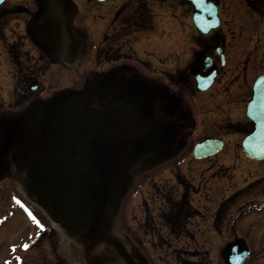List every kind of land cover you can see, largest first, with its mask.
Wrapping results in <instances>:
<instances>
[{"label": "flooded vegetation", "instance_id": "flooded-vegetation-1", "mask_svg": "<svg viewBox=\"0 0 264 264\" xmlns=\"http://www.w3.org/2000/svg\"><path fill=\"white\" fill-rule=\"evenodd\" d=\"M53 1L7 0L0 7V57L5 60V65H0L1 207L7 209L12 201H19L34 215L55 264L62 262L57 252L60 239L83 246L82 251L89 256L85 264H163L175 256L173 246H193L198 255L200 245L211 246L219 237L229 236L225 242L236 240L233 227L239 220L241 237L249 246L245 264L264 261V159L242 154L241 160L235 158L240 162L237 165L230 157L253 130L246 107L255 79L264 76V0H204L219 19V25L207 33L193 25L196 11L190 0H82L83 10L75 0H58L67 21L69 42L63 44L65 39L61 38L47 46L35 38L29 25ZM165 5L179 8L178 13L155 10V6ZM186 16L194 29L189 35L193 44L189 59H180L186 58V50L182 47L185 41L181 43L179 38L169 41V48L181 46L173 63L165 49L164 62L153 59L150 49L154 36L158 38L161 31L152 35L154 22L179 24ZM21 25L29 43L22 51L21 34L16 40L12 38ZM236 55L239 61L230 65ZM245 57L247 64L242 65L240 59ZM249 63L260 65L262 70L253 79L248 75ZM95 65L111 67L97 71ZM151 65H175L160 71L161 77L170 81L168 85L149 83L145 75L153 74ZM126 76L132 81L126 83ZM210 77L211 84L199 90L195 80ZM188 91L192 101L196 98L197 117L204 108V117L207 112L225 122L219 127L223 131L219 136L201 138L223 142L219 153L203 160L210 163L228 151L218 160L219 167L228 171L227 176L231 166L241 167V189L229 192L220 202L215 190H202L198 169L194 174L190 170L188 179L179 173L186 149L176 139L180 132L190 136L196 131L187 128L185 110L179 108ZM201 101L207 102L203 103L206 106ZM235 114L239 117L229 120ZM132 127L143 130L130 135ZM229 134L237 140L224 137ZM126 135L130 136L122 138ZM72 146L85 153L88 164L81 173L69 177L72 192L68 196L59 193L50 159ZM121 146H127L137 162H146L148 174L142 180L141 174L138 176L141 183L154 182L173 171L178 191L169 194L163 183L156 186L153 198L162 205L155 206L154 199L150 204L142 199L138 207L142 217L131 226L121 222L131 233L105 239L99 230L124 170L119 158ZM176 149H181L182 155ZM214 165L217 163L210 164L209 169ZM234 177L230 173L229 178ZM136 194L134 198L140 195ZM239 196L242 202L232 210ZM237 209L243 215L235 221ZM76 234L82 238H74ZM98 241L99 253L85 249ZM39 255L42 264L50 263L47 254Z\"/></svg>", "mask_w": 264, "mask_h": 264}, {"label": "rangeland", "instance_id": "rangeland-1", "mask_svg": "<svg viewBox=\"0 0 264 264\" xmlns=\"http://www.w3.org/2000/svg\"><path fill=\"white\" fill-rule=\"evenodd\" d=\"M75 2L77 3V6L82 8L83 10L84 8L83 1L75 0ZM185 9L188 10V8L186 7ZM155 10L156 11L162 10L161 11L162 13L169 14L174 12L178 13L179 8L173 5H168L167 8L165 5V7L155 6ZM183 14H186V12H183ZM186 17L187 18L185 20H181L179 24L171 22V25L170 24L162 25L164 21L154 22V31H152V35L157 34L158 31L160 30L161 31L160 33L157 34L158 38L154 36V42L150 49V52H152L153 59L156 60L158 59L164 62L165 58L163 55V49L167 51L169 50L170 55L172 57L171 59L172 63L174 62L175 59H177L176 54L181 46L177 48L178 46L176 47V44H174L169 48V41L171 43L173 38L175 39L179 38L180 39L179 41L181 43L185 41L184 42L185 44L182 47L183 49L186 50V58L184 56L180 59L182 62L184 59L187 60L189 59V56L191 55V46L193 45L189 35H191V33H194V29L190 21V17L188 16ZM162 33L164 35L163 38L160 37ZM20 34H21V51H22L24 50L23 47L29 46V43L26 41L24 36L25 29L23 25H21L20 30H17L16 34L15 32L13 33L12 38L14 40L18 39V36ZM8 39L11 40V38ZM236 50L239 49L236 48ZM238 57H239L238 55L234 56V58L231 59L230 65H235L239 61ZM240 60L242 65L247 64L246 57L241 58ZM0 65H5V60L2 59L1 57H0ZM110 67L111 65H95V69L97 71L105 68L108 69ZM151 67L154 69L153 74L145 75V77H148L147 79L149 80V83L155 87H157V85H159L160 87L162 85L163 86L168 85L170 81L168 82L167 78H164L163 76L162 79L160 71H164L165 69L171 70V68L172 67L174 68L175 65H151ZM248 67H249L248 75H252L251 79H253L257 74L262 72V70H260V65L258 64L252 65L251 63H249ZM126 79H127L126 83L132 81L131 80L132 78H130L129 76H126ZM1 86L2 83L0 81V90H1ZM202 96H200V98ZM193 101H196V98H193ZM193 101L191 100L190 97V91H188L184 93V96L181 99V103L179 102L180 103L179 108L185 110V119H186L187 128L190 127L191 130H196L195 133L190 136L185 132H180L178 138L176 139L177 143H179L178 145L181 144V146L183 145L184 149H186L183 155L181 149L179 150L176 149L178 150L177 152H180L181 155L184 157V164L181 170L179 169V173H182L188 179V173H190V170L191 173L194 174V169L195 168L198 169L202 175V179L200 180V182L203 184L202 190L203 189L208 190L209 188L211 190H215L218 196V201L220 202L223 198L228 196L229 192H234L241 189L242 186V177L240 171L241 167L234 165L231 166V168H229L231 172L229 171L228 176L226 175L228 171H225L224 169L219 167L218 160H220L221 158H225L226 153L228 151L226 153L222 152L221 154H218L217 156L214 157L215 161H211L210 163H208V160L196 161L192 158L191 150L194 144L200 141L201 138L208 135L219 136L223 132L222 129L220 128L225 125V122L222 119H220L219 116L211 115L210 113L206 112V114H204L206 117H204L203 116V112L205 111L204 108L202 109V113H201L202 116L200 118L197 117L198 115L197 112L194 110ZM203 103H207V102H202L201 104ZM199 105H200L199 103H196V108H198ZM180 109L179 111H181ZM235 117H239V115L237 114L231 115L229 116V120L233 121ZM189 121L191 123V126H189ZM218 123L220 124L222 123V124L220 125ZM224 137L232 138L230 139V141L232 142L237 140L235 135L229 134V135H224ZM234 151L235 150H232V152ZM236 151L239 152V149H237ZM230 157L232 158L233 161H235L236 156L231 155ZM119 158L124 162L123 163L124 171L119 181H117L114 194L108 203L104 224L101 229L104 230L107 234H109V236L116 238H122V234L129 235L131 233L130 229H126V226H121V222H125L127 226H131L136 218H139V216L142 217L143 214L142 211H140V209L138 210L139 204H141L142 199L146 200L149 204L152 199L154 198L156 199L155 194L157 191H153L156 190V186L161 187L163 183L164 185H166L165 186L166 189L170 191L169 194H171V192L173 191L175 193H177L178 191L177 181H175L172 176V173H174L173 171H168L161 178L156 179L154 182L152 180H150L149 182H145L147 183V185H145V183L143 184L139 181L138 176L141 174L140 180H142L148 174L146 172L147 170L145 165L146 162L145 161L137 162L136 158H133V155L131 151L127 148V146L120 147ZM241 159L242 158H239V160ZM213 162L214 163L216 162L217 165L211 166V169H209L210 164H212ZM229 165H231V162L229 163ZM206 168L208 171L206 170ZM230 173L231 174L233 173L235 177L229 178ZM188 183L191 182L188 181ZM225 190H228L227 193H224ZM137 192L140 193V195L134 198V196L137 195L136 194ZM241 202H242L241 197L240 196L236 197V201L234 203L235 207H233L232 210H235L237 206L241 204ZM158 205L161 206L162 203L160 202V200H155V206ZM13 206L15 208L9 207L6 209L0 207V264H42V262H40L39 254H47L48 256L46 258L50 259V263L48 264H55V262H53L54 258L50 257L52 251L44 243L45 241H47L46 240L47 238L44 235L43 236L40 235L42 231H39L35 227V225L33 226L30 223L31 221L28 222V219L27 220L25 219L23 213L18 209H16V206L14 204ZM238 211L239 210L237 209L235 212L237 213ZM242 215L243 214L241 213H237V215L234 216V218L238 217L235 221H237ZM198 221L201 222V220ZM237 222L238 223L234 224L233 233L237 234V237L239 238L243 234L241 228L242 222L241 220ZM226 237L230 239L229 236H222L219 237V242H215L211 246L200 245L198 247L200 254L198 255H196V253L193 252V248H194L193 246H189V245H184L181 247L173 246L172 248L175 250L174 251L175 256L166 260V262H163V264H223L220 259L219 252L221 248L226 244L224 240V238ZM59 241H61V243L59 244V249H57V252L59 253L58 254L59 257L62 259V262H59L58 264H85L84 261L85 260L88 261L87 257L89 256H85L87 255V253H84L82 251L83 246H81L80 248L77 242L76 243L74 242V244L71 245L65 239L64 241L62 239H60ZM100 247H101V243H99L98 241L93 243L92 246H86L85 249L86 250L92 249V252L96 254L99 253L98 250L100 249ZM175 248L177 249L181 248L184 251L181 250L179 252ZM254 248L257 249L256 246H254ZM207 250L209 251V254H207L208 253ZM204 255L206 258L204 257ZM22 258L24 259L23 262L21 261ZM109 261L113 262L110 259ZM105 264H110V263H107L106 261ZM257 264H264V261L257 262Z\"/></svg>", "mask_w": 264, "mask_h": 264}, {"label": "water", "instance_id": "water-1", "mask_svg": "<svg viewBox=\"0 0 264 264\" xmlns=\"http://www.w3.org/2000/svg\"><path fill=\"white\" fill-rule=\"evenodd\" d=\"M193 3V0H190ZM4 0H0V5ZM196 13L193 22L198 30L207 33L211 28L218 24L215 18V11L210 12V6L205 1L202 4H194ZM62 12L58 0H54L48 8L37 18L33 19L29 25L30 32L35 38L47 46L65 39L63 44H68V34L66 31L67 21ZM209 18V19H208ZM208 19V20H207ZM67 39V40H66ZM212 82V78L197 81L200 90H205ZM253 99L248 104L247 116L254 124V130L250 136L243 140V152L251 158H264V79L259 78L253 86ZM130 135L140 134L141 127L129 128ZM126 135L122 138H126ZM221 144L215 140H206L195 146L193 155L195 158H203L217 152ZM53 163L52 173L59 187V193L70 195V176L81 173L87 167L88 159L85 153L77 146L69 147L66 151L55 154L51 159ZM46 205V204H45ZM48 206V205H46ZM66 216H68L66 214ZM71 226V225H70ZM249 253V248L245 240L240 239L235 242L227 243L220 252V257L224 264H244Z\"/></svg>", "mask_w": 264, "mask_h": 264}, {"label": "snow or ice", "instance_id": "snow-or-ice-1", "mask_svg": "<svg viewBox=\"0 0 264 264\" xmlns=\"http://www.w3.org/2000/svg\"><path fill=\"white\" fill-rule=\"evenodd\" d=\"M203 2H204V0H193V3L197 4V5L202 4ZM25 247H27V246H25Z\"/></svg>", "mask_w": 264, "mask_h": 264}]
</instances>
